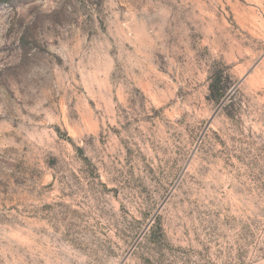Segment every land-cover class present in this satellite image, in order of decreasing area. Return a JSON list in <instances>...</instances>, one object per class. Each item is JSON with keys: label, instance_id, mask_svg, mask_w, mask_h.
Masks as SVG:
<instances>
[{"label": "rangeland", "instance_id": "1", "mask_svg": "<svg viewBox=\"0 0 264 264\" xmlns=\"http://www.w3.org/2000/svg\"><path fill=\"white\" fill-rule=\"evenodd\" d=\"M0 264H264V0H0Z\"/></svg>", "mask_w": 264, "mask_h": 264}, {"label": "trees", "instance_id": "2", "mask_svg": "<svg viewBox=\"0 0 264 264\" xmlns=\"http://www.w3.org/2000/svg\"><path fill=\"white\" fill-rule=\"evenodd\" d=\"M233 89L234 83L227 70L221 68L211 75L208 99L215 104L221 105Z\"/></svg>", "mask_w": 264, "mask_h": 264}]
</instances>
